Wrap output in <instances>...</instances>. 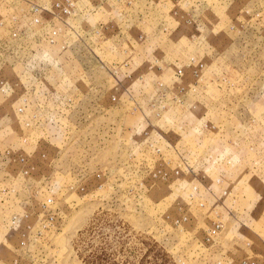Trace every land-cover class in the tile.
Returning <instances> with one entry per match:
<instances>
[{"label": "rangeland", "instance_id": "374dc122", "mask_svg": "<svg viewBox=\"0 0 264 264\" xmlns=\"http://www.w3.org/2000/svg\"><path fill=\"white\" fill-rule=\"evenodd\" d=\"M0 264H264V0H0Z\"/></svg>", "mask_w": 264, "mask_h": 264}]
</instances>
